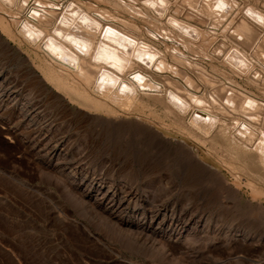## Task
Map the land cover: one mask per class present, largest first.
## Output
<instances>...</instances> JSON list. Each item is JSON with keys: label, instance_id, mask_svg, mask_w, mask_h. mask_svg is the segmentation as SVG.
<instances>
[{"label": "rangeland", "instance_id": "rangeland-1", "mask_svg": "<svg viewBox=\"0 0 264 264\" xmlns=\"http://www.w3.org/2000/svg\"><path fill=\"white\" fill-rule=\"evenodd\" d=\"M70 1L79 2L65 0L62 10ZM145 1L132 4L135 10L143 8L144 17L112 10L109 3L95 5L138 23L140 33L147 32L144 26L154 30L160 25L154 31L166 32L163 26H172L166 23L170 16L198 27L203 35L200 54L210 57L197 59L196 51L182 47L176 36L151 41H158L159 49L185 51L191 68L198 65L216 74L218 85L212 88L233 84L259 96L264 105V60L261 64L254 56L262 52L231 29L242 22L264 37V0H230L219 21L212 14H198L186 0H167L164 16L153 22ZM251 10L258 15L251 16ZM0 34V264H264L263 173L242 169L237 179L200 144L166 128L178 120L159 103L148 111H155L163 126L146 123L134 106L126 105L116 118L91 109L80 97L68 100L57 92L62 87L41 54L15 35ZM146 34L143 38H150ZM216 47L221 55L211 56ZM241 49L251 62L250 78L231 77L227 70L223 54ZM252 52L255 58H249ZM38 63L45 72L32 66ZM190 67L185 65V71L193 74ZM183 141L191 149L181 146ZM217 144L212 146L217 154L236 159L237 153L221 149L225 143Z\"/></svg>", "mask_w": 264, "mask_h": 264}, {"label": "bare ground", "instance_id": "bare-ground-1", "mask_svg": "<svg viewBox=\"0 0 264 264\" xmlns=\"http://www.w3.org/2000/svg\"><path fill=\"white\" fill-rule=\"evenodd\" d=\"M64 1L0 0V30L4 34L15 35L17 39L25 41L31 50L42 55L47 67L51 69L50 72L52 74L50 75H53L52 78L54 77L53 79H56L59 83L58 85L62 87V91L57 90V92L67 95L70 101H75L72 99V95L80 97V100L83 99V103L89 104L91 109L93 106L96 110H104L109 116L116 118H118V114L121 111H124L126 105L129 108L134 106L136 110L141 111L139 118L143 117L150 121L151 123L147 121L146 123L151 126L154 123H159L160 126H163L161 122H165L155 111H148V109L151 110L152 105L155 106L159 103L166 112L168 111L170 115H173L178 120L175 126L169 124L166 128L175 129L187 139L193 140L195 144H200L217 159L220 165L233 173L237 179H241L242 174L239 171L242 169L251 173L259 172L264 174V126H262L264 121L260 122L262 120L260 112L264 105H262L261 101L259 102L261 98L257 99L259 96L257 98L249 96L243 90L241 91L240 88H234L233 84L228 85L225 89L222 83L219 86V90H222L220 93L219 90L212 88L218 85L217 82L219 80L216 78V74L211 76L208 71L207 73L206 70H203L198 65V69L191 68L190 66H194L193 63L191 65V59H188V57L184 59L185 57L182 55L185 54V51H175V49L173 51L167 46L165 49H159L160 47L158 48L155 45L158 41H170L176 36L177 40L183 45L182 47L188 50L194 49L196 53L193 56L197 57V59L198 57L201 58L200 55L202 54H200L201 50H199V47L201 39L203 40V35L198 27L190 25L191 23H184V21L180 22V19L177 20L178 17L170 16L165 21L172 26L169 27L165 24L163 29L169 31L171 35L163 30L154 31L156 28L160 30L161 25L152 30V27L149 28L141 24L147 30L145 32L150 36V38L147 39L146 37L144 39L143 36L146 33H140L142 32L140 31L141 27L137 25L139 17L134 20L137 23L135 26L133 22L130 23L124 17H120L118 13L104 9L105 7H99V9L102 8L99 10L95 5L96 3L101 5L100 2L104 5L109 3L112 10L123 13L127 9V12L129 11L131 14L138 13L144 17L143 8L139 5L136 6L137 9L135 10L132 5H138V3H133L137 0H129L132 1V4L128 1V4H126L127 2L125 3L123 0H79L77 3L70 1L62 10ZM228 1L230 0H186L183 2L185 4L187 2L188 5L199 9L200 12L198 14L201 12L209 16L212 14L219 21L218 17L223 14L222 8ZM145 3V6H147L144 7L153 14L151 21L153 22V20H158L159 17L164 16L168 1L146 0ZM108 8L110 9V7ZM252 11L247 12L251 16L258 15ZM146 16H148V13ZM199 16L198 18H202L203 15ZM259 17H261L260 14ZM142 20L144 21V18ZM139 22L141 21L139 20ZM231 29L236 36L244 38L246 43H249V46L254 42V46H252L262 52H259L261 57H259V54H254L257 53V50L254 53H249L251 54L249 58L257 56L258 61L264 60V37L261 38V35H258L253 27L242 22L233 25ZM151 37L158 41H154L156 42L154 44L151 41ZM165 39L167 40L165 41ZM245 51L241 49L236 50L235 53L227 52L225 55L223 54L224 60L229 63L227 70L230 72L231 77L235 74H237L236 76L246 75L250 71L249 69L252 70L250 68L251 62L247 58ZM218 55H221V51L219 52L218 47H216L211 56L216 57ZM205 57L210 56L205 55ZM226 62L225 64H227ZM185 65H188L195 72L192 74V71L189 72L190 69L188 72L185 71ZM32 66L35 69L45 70L39 63ZM261 68H264V66ZM257 69L259 71V68ZM217 72L219 76V71ZM260 72L257 73L261 75L262 72ZM44 74L46 75V73ZM246 76L248 77V75ZM46 81L48 82V79ZM230 81L232 83L233 80ZM250 81L252 83L253 79ZM257 81L260 82V80ZM210 89H214L212 93H209ZM60 95L56 94L58 99H62L63 96ZM135 109H132L131 112L133 113ZM142 110L148 112H143ZM86 112L89 113L88 111ZM80 113H84L83 108ZM137 116L139 115L137 114ZM259 123H262V125ZM217 143H225V146L221 149L227 148L230 151V155L237 153L236 157L232 155V158L235 157L236 159L232 160L229 157L217 154V151L213 148L217 147L213 146V144ZM180 145L191 149V146L184 141ZM220 146L222 147L223 145L220 144ZM192 154L196 155L193 151ZM207 167L218 173V169L215 170V167V169ZM255 176L257 177V175ZM263 179L264 177L261 180ZM232 182L233 184L235 183L233 180ZM248 184L250 186L253 185L251 182H248Z\"/></svg>", "mask_w": 264, "mask_h": 264}, {"label": "crops", "instance_id": "crops-1", "mask_svg": "<svg viewBox=\"0 0 264 264\" xmlns=\"http://www.w3.org/2000/svg\"><path fill=\"white\" fill-rule=\"evenodd\" d=\"M11 187H12V185H11ZM11 260H12V258H11Z\"/></svg>", "mask_w": 264, "mask_h": 264}]
</instances>
